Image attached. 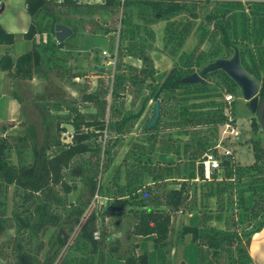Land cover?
<instances>
[{"label": "trees", "instance_id": "16d2710c", "mask_svg": "<svg viewBox=\"0 0 264 264\" xmlns=\"http://www.w3.org/2000/svg\"><path fill=\"white\" fill-rule=\"evenodd\" d=\"M25 5L30 22L23 37L32 48L15 59L8 51L3 53L1 70L32 80L40 77L39 65L49 63V67L62 68L69 78L88 76L92 72L83 71L77 63L71 67L74 55L71 48L65 50L66 39L56 41L55 24L71 27L70 36L76 37L77 23L83 17L107 14L112 20L103 35L117 34L108 46L115 71L104 78L108 69L93 70L98 75L97 87L83 91L81 102L94 105V112L85 114L75 104L61 102L67 111L59 114L71 126L68 142L48 138L39 145L33 124L16 137L5 134L8 127L0 125V264H191L190 245L195 247L196 264H255L249 245L264 226V147L258 138L251 139L252 163L223 155L221 169L212 180H202L199 162L204 153H216L218 126L229 121L223 112L228 104L221 98L240 89L221 69L202 74L204 80L196 83L181 79L201 74L218 58H230L237 47L242 66L258 79V93L263 97L264 0H25ZM159 21L165 23L163 47L176 59L164 73L154 68L149 54L154 48L153 25ZM191 34L197 40L195 47L181 51ZM14 39L15 34L0 24V44L11 45ZM205 43L208 49L203 48ZM126 56L140 60L141 67L124 61ZM94 61L105 67L97 57ZM127 93L141 97L136 112L125 107ZM149 101L159 103L160 116L154 126L142 127L145 136L131 143L130 160L127 153L119 164L124 183L116 179L112 185L110 203L128 208L121 213L132 218L129 232L135 240L129 252L122 254L107 240L112 232L102 230L96 236L98 211L88 208L91 195L101 190L100 166L107 171L113 164L111 148L121 144L120 137L126 136ZM49 106L62 110L59 101ZM228 106L230 123L235 125L233 102ZM250 127L264 132L257 117ZM104 131L108 141L101 158L98 138ZM183 135L187 138L180 140ZM155 153L175 158L162 163L154 160ZM74 170L83 172V190L73 179ZM145 176L151 182L146 183ZM76 190L78 196L70 200ZM193 196V203L188 202ZM179 207H188L196 217L181 228L179 241L186 235L190 241L178 262L175 255L184 241H171L170 231L172 212ZM212 221H223L226 226L217 227ZM8 230L13 233L2 239Z\"/></svg>", "mask_w": 264, "mask_h": 264}, {"label": "rangeland", "instance_id": "374dc122", "mask_svg": "<svg viewBox=\"0 0 264 264\" xmlns=\"http://www.w3.org/2000/svg\"><path fill=\"white\" fill-rule=\"evenodd\" d=\"M242 1L246 2V0ZM69 17L72 19L74 17L78 18L77 15L72 14H70ZM29 20L30 17L25 8L24 0H0V22L4 27L8 28L9 32L15 34L13 44L3 45V47L0 48V57L9 50L10 54L15 59L19 54L27 52L32 47L30 41L24 39L22 34ZM111 20L107 14H98L86 18L83 17V21L77 23L78 30L76 37L69 36V38L65 40L67 44L65 50L71 48L74 55V58L70 61L71 67L77 63L78 67L83 71L87 73L92 72L88 74V76L69 78L68 73H64L62 68L52 65L49 67V63L40 64L38 68L40 70V77L35 76L32 80L12 77L7 74V72H2L0 69V125H6L8 127L5 134L16 137L17 134L25 133L27 125L33 124L35 126L37 143L39 145L44 144L48 138H60L63 141H70L71 138L69 133L71 132V126L64 122L61 117L64 116L61 114L67 111V108H65L62 103L65 104L68 101L70 105L75 104V106L80 107L81 111L85 114H88L90 111L94 112V105L91 103L83 104L81 102V94L83 91L95 89L97 87L98 75L93 74L96 70L94 66L97 63L94 61V58L97 57L100 61L99 64L105 66L102 72L108 69L106 70L104 78L111 77V73L115 71L114 54H110L109 56L110 50L108 46L111 41L110 38L116 36L115 38L117 39V34L114 35L111 32L103 35L105 27H107V25L110 26L109 22H111ZM104 21L107 22L103 23ZM161 22L162 21H159L153 25V27L155 26L154 48L149 54L154 68L159 73H164L173 66L176 59H173L163 47L162 27H164V25ZM117 24L119 26V22H117ZM184 41L181 51L192 50L197 40L192 34V36L189 35ZM6 46L9 48H6ZM203 48L208 49V43H205ZM124 61L138 68L142 65L140 60L129 56H126ZM74 99H77V101H74ZM108 99H110V97ZM221 99L225 100V96ZM132 100L135 101L133 105L130 104ZM140 100V96L135 97L134 93L133 95L127 93L125 107L136 112L140 108ZM53 101L60 102L62 106L61 111H59V109L55 110L54 108L50 109L49 103ZM154 104L155 102L149 101L148 107L145 108L142 116L134 122V126L127 132L126 136L123 138L120 137L119 142H121V144L111 148V150L113 149L112 152H114V162L107 171L103 170V165L100 166L98 178L101 190H97L90 198L91 202L88 210L90 211L92 208H95L99 215V227L95 233L96 236H101L102 230H104L106 234L108 233L107 231L112 232L107 240H109L108 242L112 241L111 245L122 254L129 252V248L135 240L129 232V223L132 221V218L130 215L127 216L125 213H121L122 210L127 212L128 208L126 209L121 205L115 206L110 203L113 199L111 194V192H113L112 185L115 184L116 179H119L121 184L124 183V170L119 164H122L124 157L128 153V150H130L131 143L137 142L145 136L142 127L154 116ZM233 111L236 116L235 126L238 130V134L235 136L231 135L226 138L223 143L226 148L232 150L235 161L242 164H250L253 162L251 139L258 138L264 147V132L261 130L258 132L250 130V122L253 117H256V113L250 111L240 91L234 94ZM59 112L61 114H59ZM62 128H65L66 131H62ZM223 128V125L218 126L219 132L217 141L221 139V137H226L223 134ZM103 134L104 135L98 138V142L101 143L102 148L101 158L103 154H105L104 146H106V142L108 141V132L104 131ZM186 138L187 136L183 135L180 140ZM156 147H158L157 143ZM217 150L222 151L223 149L217 148ZM133 151L135 153L137 151L136 148ZM131 156V153H128L127 160H130ZM174 158L173 155L154 154V160H158L162 163L166 162L165 159L172 160ZM118 167H120V169H118ZM72 174L75 177L73 179L77 183L78 188L81 187L83 172L79 173V171L74 170ZM144 181L148 183L151 182V179L149 176H145ZM169 186L173 187L175 185L169 183ZM81 189L83 190V187H81ZM78 191L79 190L73 191V193L69 195L70 200L78 196ZM196 199H198V195ZM193 200L194 196L188 202L191 201L193 203ZM249 201L250 200H248V202ZM210 203L211 206L215 208L214 201L211 200ZM187 208L188 207H179L173 210L175 212H172L170 239L174 243L179 241L178 236L182 226L184 224L194 223L192 219L196 217V212L192 214L186 210ZM195 210L197 211V209ZM212 211L217 212L214 209H212ZM108 213H112L113 216H107ZM212 224L217 227L226 226L223 221H212ZM11 233H13V231L8 230L2 239H5L6 236ZM188 237L189 236L186 235L179 241L184 242L178 247L177 254L175 255V259H177L178 262L182 260L181 258L185 257L184 245L190 241Z\"/></svg>", "mask_w": 264, "mask_h": 264}, {"label": "water", "instance_id": "95a60500", "mask_svg": "<svg viewBox=\"0 0 264 264\" xmlns=\"http://www.w3.org/2000/svg\"><path fill=\"white\" fill-rule=\"evenodd\" d=\"M55 39L58 43H62L68 38L72 29L64 24H55ZM94 68L100 72L104 70L103 67L95 65ZM217 69L223 70L228 76L232 78L238 85L241 94L245 101L248 103L251 112L256 113L257 120L260 124L261 129L264 130V96H259V81L258 79L247 72L241 63V57H239V50L237 47L234 48L233 55L230 58H218L214 62L207 64L201 74L192 73L181 79L184 83H196L197 81L204 80L201 76L204 73L214 72ZM154 116L150 119L146 128L154 126L160 116L159 114V103L154 104ZM200 167V166H199ZM202 171V167L199 168V174Z\"/></svg>", "mask_w": 264, "mask_h": 264}, {"label": "built area", "instance_id": "2783aa9c", "mask_svg": "<svg viewBox=\"0 0 264 264\" xmlns=\"http://www.w3.org/2000/svg\"><path fill=\"white\" fill-rule=\"evenodd\" d=\"M79 3H97V2H102V0H78ZM110 56V53H109ZM113 60H114V55H113ZM225 95V102L229 105L230 103L233 102L234 100V95L230 94V93H224ZM226 105L223 108V112L225 115H227L229 117V121H227L226 123L223 124V134L226 137H221V139H219L217 141V143L214 146V150H216L215 152H206L203 154L198 167H202V180H207L210 181L213 178V174L215 171H218L221 169L220 167V161H221V156L223 155H232V150L229 148H226L224 146V140L228 137H230L231 135L235 136L238 134V130L236 129V126L231 124L230 121L232 120V112L230 111V107ZM217 148H221L223 149L222 151H218Z\"/></svg>", "mask_w": 264, "mask_h": 264}, {"label": "crops", "instance_id": "0c3cea01", "mask_svg": "<svg viewBox=\"0 0 264 264\" xmlns=\"http://www.w3.org/2000/svg\"><path fill=\"white\" fill-rule=\"evenodd\" d=\"M25 2V0H24ZM26 8V5H25ZM30 17V16H29ZM30 20L27 22L29 25ZM26 23V24H27ZM161 23H163L164 27H165V23L164 21H162ZM1 26L3 28H5L8 31V28L4 27L2 25V23L0 22ZM28 25L26 26V29L23 31L22 34H24L27 29L29 28ZM164 27H162V30L164 31ZM154 31H155V26L153 27ZM9 32V31H8ZM12 33V32H11ZM14 34V33H13ZM192 36V34H191ZM24 38V37H23ZM4 44H0V48L3 47ZM32 46V45H31ZM5 47V46H4ZM6 48H9L8 46H6ZM32 48V47H31ZM30 48V49H31ZM29 49V50H30ZM8 50V49H6ZM9 52V50H8ZM10 54V52H9ZM11 55V54H10ZM20 55V54H19ZM12 56V55H11ZM2 72H4L2 70ZM6 72V71H5ZM193 222H195L194 218L192 219ZM251 243L249 245V254L252 257L253 261L255 264H264V226L257 231L251 238ZM188 259L189 262L191 264H196L197 262V258H196V252H195V247H193L192 245L188 246Z\"/></svg>", "mask_w": 264, "mask_h": 264}]
</instances>
